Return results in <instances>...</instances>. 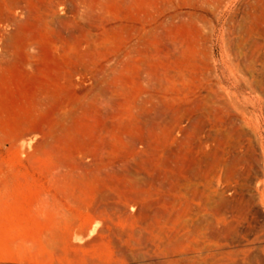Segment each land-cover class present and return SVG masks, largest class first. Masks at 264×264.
Masks as SVG:
<instances>
[{
	"label": "rangeland",
	"instance_id": "rangeland-1",
	"mask_svg": "<svg viewBox=\"0 0 264 264\" xmlns=\"http://www.w3.org/2000/svg\"><path fill=\"white\" fill-rule=\"evenodd\" d=\"M238 25H263L250 0H0V264L109 255L97 226L108 216L102 190L122 204L145 191L157 197L143 186L135 194L128 168L178 172L206 155L238 223L257 230L264 111L255 112L247 76L227 69ZM233 118L242 145L224 138ZM186 207L181 200L174 211Z\"/></svg>",
	"mask_w": 264,
	"mask_h": 264
},
{
	"label": "bare ground",
	"instance_id": "bare-ground-1",
	"mask_svg": "<svg viewBox=\"0 0 264 264\" xmlns=\"http://www.w3.org/2000/svg\"><path fill=\"white\" fill-rule=\"evenodd\" d=\"M250 5L254 10L261 12L263 25H259L256 30L247 28V25L237 26L239 36L232 42L228 41L229 59L227 69L231 72L234 71L242 78L247 76V87L252 93L256 94L258 99L257 107H254L255 112H261L264 111V0H250ZM207 102L208 101L204 104L205 106L201 107L206 113L209 112V103ZM203 111L202 113H204ZM155 115L157 116H155L157 121L161 120L164 121V123L167 122V118H164L165 116L160 114L157 115L156 112ZM238 120L236 118L232 119V123L237 128L234 129V126V128L230 127L229 129H233V131H229L230 134L226 131L227 133L224 135V138L228 137L230 141L232 139L235 140H232L233 142L231 144V142H228V139H225L226 141L228 140L227 142L231 144V146L234 142L235 145L236 142L238 144V142L243 141L247 136L246 132H244L243 129L241 130L240 125L242 124L240 123L241 121L239 120V122ZM204 125H206V123ZM202 129L204 128L202 127ZM202 131L204 132V130ZM262 131L264 132V130ZM206 133H208V131ZM223 134L221 133V135ZM263 134L261 132V135ZM209 139H211V137H209ZM203 140L205 139L203 138ZM242 143L243 142H241V145ZM209 159L210 158L207 155L192 159L185 168L183 167V170L178 172L163 170L164 172L160 173L157 172L158 170L156 168V173L152 175H150L149 172L147 173V170L149 169L146 168L149 164H147L145 160L144 161L147 165L144 169L137 168V166L132 169L128 168L127 177L132 179H129L130 181H134L132 183L133 185L136 183L138 186H136L137 191L135 190V194L139 191V187L142 188V186L144 188L147 187L150 190L156 188L159 190L160 194H155L157 195L156 197L154 196V192L152 193L151 191L153 194L151 195L150 192L146 194L147 191H145V193H143L144 198L142 197L143 195L138 193V195H133L130 199H127L129 204L132 203L137 208L136 213L132 214L128 210V202L126 199V204L117 203L114 201L115 199L113 197L115 196H112L113 194H110L109 191L105 192L107 189L105 191L102 190L97 198L98 207L102 209H100V211L107 213L108 216L106 221H99L97 226L101 234L109 238L112 245V251L110 250L111 253L109 255L103 256L99 259L94 258V256L91 257L92 255L85 256L79 252L84 255L82 264H264V215L261 214L262 212L260 209L257 211L258 217L256 218L262 220V224L260 223L261 225L257 223L259 227L255 226L257 230L251 228L253 227V223H251L250 226V223L248 224L249 221L245 216L243 217L248 222L246 223L244 219L245 223L243 220H240L244 224L242 222L241 224L238 223V220L236 219L237 217L234 216L235 205L232 201L233 199L226 196V193L224 195V193L216 187V181H214V178H216V171L208 168L207 163H210ZM229 160L227 162L226 159H221L218 163L225 166L222 167L225 170L226 165H229L230 167ZM260 160L261 159L258 161ZM135 161L138 162L137 159ZM230 162L233 164V161ZM143 163L144 162L142 161V164ZM259 164H261V162L257 165ZM135 165L137 164L135 163ZM218 165L220 164H217V166ZM128 167H130V165ZM151 169H153V167H151ZM238 172H236V169H231L229 174L233 176ZM229 174L228 176L230 177ZM240 174H243V172ZM251 178L252 177L250 176V181ZM141 191L143 192V190ZM226 191L228 192L227 189ZM131 194L132 193H130V196ZM255 195L254 198H257ZM126 196L129 197V195ZM181 200L186 201L187 207L184 211L176 213L174 211L175 206H177ZM97 218L99 219V217H96V219ZM253 219L250 221H257L256 219ZM93 224L94 223H88L87 228L86 226L84 227L86 228V231L87 229L94 227ZM92 229L94 230V228ZM95 229L98 230L97 228ZM95 240L97 241V239ZM63 254L64 253H62V255ZM70 254L72 253L69 252V254H67V259L71 256ZM62 255L58 256L62 257ZM65 255L66 254H64V256ZM74 255L76 256L78 254ZM75 256L72 258L76 259L79 255L76 258ZM62 259L64 260V258Z\"/></svg>",
	"mask_w": 264,
	"mask_h": 264
}]
</instances>
